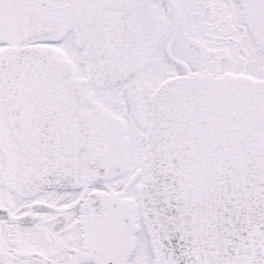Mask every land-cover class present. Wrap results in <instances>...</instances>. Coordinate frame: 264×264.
I'll return each instance as SVG.
<instances>
[{
	"label": "snow or ice",
	"instance_id": "snow-or-ice-1",
	"mask_svg": "<svg viewBox=\"0 0 264 264\" xmlns=\"http://www.w3.org/2000/svg\"><path fill=\"white\" fill-rule=\"evenodd\" d=\"M0 264H264V0H0Z\"/></svg>",
	"mask_w": 264,
	"mask_h": 264
}]
</instances>
